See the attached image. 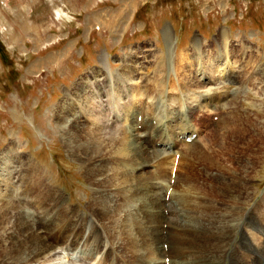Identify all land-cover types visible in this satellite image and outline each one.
Segmentation results:
<instances>
[{
  "label": "rangeland",
  "instance_id": "1",
  "mask_svg": "<svg viewBox=\"0 0 264 264\" xmlns=\"http://www.w3.org/2000/svg\"><path fill=\"white\" fill-rule=\"evenodd\" d=\"M106 71L118 87L113 100L108 98L114 105L111 130L83 110V103L90 101L100 84L111 85ZM194 91L208 94L209 108L197 107L196 96L190 94ZM101 99L104 106L109 103L98 96ZM69 100L80 115L78 122L72 120L67 126L70 135L79 137L75 145L96 139L110 153L96 158L89 152L93 158L84 164L67 154V134L56 122L61 105ZM138 116L142 122L137 123ZM168 117H173L172 124L163 123ZM182 121L194 130L192 145L175 141ZM164 124L169 133L166 140L174 141L175 152L168 160L174 161L176 155L178 159L177 163L169 160L167 170L162 165V180L157 179L158 155L151 152L157 143H165ZM118 128L142 134L143 155L118 154V139L123 137ZM116 131L115 142L106 139ZM14 142L18 160L9 161L6 169L12 165L15 178L21 172L28 175L8 187L16 197L0 204V264H16L23 244L29 245L16 225L21 215L11 211L22 197L28 229L41 231L44 244L55 247L48 264H138V257L128 253L129 240L119 233L127 216L136 225L133 233L140 245L145 243L147 225H153L155 232L162 226L165 237L176 232L166 220L171 210L150 204L156 197L146 196L158 190L154 178L175 185L171 194L185 195V211L207 214L206 220L227 216V206L243 192L240 189L253 190V202H260L264 195V0H0V154ZM144 159L153 166L128 179V171L136 170ZM95 162L104 176L87 170ZM171 170L177 177L170 176ZM203 181L211 183L212 189L207 191L200 184ZM104 197L113 202L112 212L106 215L95 206ZM146 202L156 212L154 223L146 220ZM135 203L139 206L133 209ZM142 206L146 215L140 213ZM238 207L239 212L244 210L241 204Z\"/></svg>",
  "mask_w": 264,
  "mask_h": 264
},
{
  "label": "bare ground",
  "instance_id": "2",
  "mask_svg": "<svg viewBox=\"0 0 264 264\" xmlns=\"http://www.w3.org/2000/svg\"><path fill=\"white\" fill-rule=\"evenodd\" d=\"M106 73H107L106 74L107 75L106 78L108 79V82H111V85H109V87H106L107 85H103L104 82H103V84H100L99 85L100 87H98L97 91H93L91 93L90 101H87L86 103H83V108H84L83 110L86 113H88L91 117H93L95 123H99V122L100 123H104L103 126L108 127V129L111 130V129H113V125H112V120L110 118H111V116L113 114V106L114 105L112 106L111 100L108 99V98L112 99V96H113V94L115 95V91L118 90V87L116 86L112 75H110L107 71H106ZM202 77L204 79L206 78L205 75H203ZM127 83L132 84L131 81H129ZM191 85H193V84H191ZM94 86H95V84H94ZM180 87H181V85H180ZM109 89H110V91L108 92ZM193 89H195V88H193ZM110 92H111V94H110ZM120 92H121V97H123V96L125 97L126 96V94H124L123 90H120ZM190 94H191V96H193V94L196 96V99H197L196 105H197L198 108H202L204 106L209 108V104H211L210 103L211 100L208 98V94H206V92L204 93L203 91L202 92L194 91L192 93L190 92ZM98 96L104 97V100L108 99L109 100V103H108L109 105L106 104V106H104L103 103H102V99L98 100ZM72 100H69L67 102L65 101L61 105V113L58 115V121L56 122L58 124V127H59L58 129H60L61 131L64 130L66 132V134H67V138H65L66 140L64 142L65 145H66L65 146L66 151L68 152L67 154L70 157H72L75 160H77L78 162H80L81 164H84L86 161H88V159L91 161V159L93 158V157L91 158V156L89 155V152L92 153L93 156H95L96 158L100 157L101 155L103 157V154L110 153V151H112V150L109 149L107 145L103 146L96 139H93V140L83 139L82 141H80V144H76L75 145L74 140L75 139H79V137L76 136V135H75L76 137H73V134L70 135L69 131L67 130L68 123H72L73 122L72 120H75V121L78 122L79 119H80L79 118L80 115H78L79 113L76 112L74 110L73 106H72ZM79 103L82 104V101L81 102L79 101ZM107 105H108V108H106ZM74 106H77V105H74ZM203 109H205V108H203ZM106 112H107V114L109 116H106ZM142 121H143V118H142V120H140V122H142ZM163 123L172 124L173 123V117H168L167 118V122L164 121ZM186 123H187L186 121H185V123H184V121H182V123L180 124V128L177 131L178 135H175L176 139H175V137H173V139H175V141L182 142L184 145L186 144L184 142V138L186 137L184 132H187V135H190L194 131L193 128L188 126V125L186 127H184V125ZM70 125L73 126L72 124H70ZM163 127L165 128V129L163 128L165 130V132L163 131L164 132L163 136L165 138L164 139L165 143H163V142H159L157 144L155 143L156 144L155 145L156 149L154 148L155 150H152L151 154H153V155L157 154L158 155V159H157L158 162L156 163V165L160 164L161 167H162V165H165V167H166L172 161L171 160L172 158L169 159L171 161L168 160V157H170L169 154L173 155V153L175 151L172 148V145H173L174 141H170L171 139L170 140L168 139V141L166 140L168 138V134H169V133L167 134V132H166L167 125L164 124ZM95 129H96V127H95ZM108 129H107V131H110ZM119 130L122 131L120 133L121 134L123 133V137H122V139H118V142L120 143V145L122 147V148L119 147L118 154L121 155V154L125 153V154H129V155H136V154L143 155L144 154V150H143V148H142V146L140 145V142H139L142 134L137 133L134 129H131L130 132L127 129H125V128H120ZM118 131H116L114 133H111L108 137H106V139L109 140L110 142L114 141L115 137L118 134ZM96 133H98V132H96ZM103 133H104V131H103ZM147 134L148 133H146V135ZM91 135H93V134H91ZM194 141L195 140L191 141L189 144L192 145V143ZM83 143H85V144H83ZM190 145H189V147H190ZM262 146H263V144H262ZM107 150H109V151L107 152ZM200 152H201V150H200ZM18 155H19V152L17 151V143L16 142H14L13 146L9 147L7 150H5L4 152H2L0 154V163H2V165H3L0 168V170H1L0 171L1 172V174H0V183L2 185V189L0 190V204L3 203V201H5V200H6L5 202H9L10 203V200H11L12 196L16 195V194L15 195H11V194L8 193V190H9L8 187H10V189H11V185H13V181H15L16 179L22 180V177L28 175L27 173L25 175H22L23 172H21L22 171L21 170L19 172L22 173L21 174L22 177L17 175L18 177L15 178L11 174L12 171H13V170H11L12 165L9 166L8 169H6L7 166H8V162L9 161H11L14 164L16 162V160H18ZM258 155H262V153L258 152ZM202 156L203 155L200 154V157H202ZM131 158H132V156H131ZM205 158L208 159V157H205ZM133 159H132V161H133ZM112 160H113V158H112ZM184 160H186V159H184ZM148 162H149V160H148ZM148 162H147V160L144 159L139 164L137 163L138 165L136 166L137 169L135 168L136 170L132 169V171H128V173H127L128 179L131 178L132 177L131 174L135 173L136 171L139 172V173H142V172H145L148 169L149 166H153L154 162L151 161L152 162L151 165ZM172 162H174V161H172ZM97 164H99V163L95 162V165L92 164L93 167H91V168H89L87 170L88 171L92 170V172L94 170H96L98 172H103L102 169L97 167L98 166ZM175 166H176V164H175ZM161 167H159V168L157 167V169L160 170L159 175H157V179L161 178L163 173H164V169H163V167L162 168ZM178 167H179V165H178ZM128 170H129V168H128ZM166 170H167V167H166ZM19 172H17V173H19ZM165 172H168V171H165ZM104 175H105V172H103L102 176H104ZM102 176H98V177H102ZM139 176H141V175H139ZM31 178H32L31 175H29L27 177V179H31ZM124 178H126V176H124ZM149 178H150V176H149ZM149 178H147V180ZM242 178H243V180H242L243 186L246 187L247 183L249 181V179L247 178V172H245V174H242ZM157 179H155V178L153 179V180H155L153 186H154V189H156V190L158 189V190L162 191V194L158 190L155 191V192H152L153 191L152 190L151 192H149L150 194H146V193L145 194H146L147 197L150 196V195L151 196L153 195V196L156 197V198L152 197L151 200H149L151 202L150 204L154 205V203H156V204H158L160 207H162L164 209L167 208V209L171 210V213H169L168 215L165 213L167 215L166 220H167L168 225L171 228L174 226L176 232H174V233L171 232V234L168 237H165L162 234L163 233L162 232V226H161L160 232H159V229H158V232H155V230L152 229L153 225H151V226L147 225V227H146L147 231L145 232L144 236H142L143 237L142 240L145 243H143V245H140V244L136 243V240L137 241L139 240V239H135L136 233H133V230H134L133 228L136 225L133 222H130V220L128 218L129 216H127V218L124 221V224L119 228V233H120L121 237L129 240V245H131V246H129V248H128L130 250V251H128V253L130 252L129 255L131 254V258L133 257V259H134V255L136 257H138L137 258V259H139V263L138 264H264V195L262 197H260V202H253V196H252V194H253L252 191L253 190L251 191L248 187H246L245 189H240L243 192H238V194L235 195L232 198L231 205L229 207L227 206V209H226L227 210V216H224V215H222V216H210L209 220H206V215L207 214H202V213H199V212H197L196 214L195 213L190 214V213L185 211L184 206H183V204L186 202V199L184 198L185 195L183 196L182 194L177 193L178 196H176V195L173 196L174 192L171 194V192L174 191L172 187H174L175 185L168 186L167 183L165 185H163V184H160L157 181ZM163 179H164V177H162V180ZM23 180H25V179H23ZM97 180H99V179H97ZM97 180H95V181H97ZM133 181H134V179H133ZM171 181H172V179H171ZM136 182H139V181L137 180ZM162 182H164V181H162ZM23 183H24V181H23ZM200 184L203 185L205 188H207V191L212 189V186L210 185L211 183H209L208 181H203L202 183L200 182ZM142 185L144 186V184H142ZM184 186H186V185H184ZM127 187H130V185L127 186ZM141 189H142V187H141ZM253 189H255V188H253ZM131 191H128V192L130 193ZM141 195H143V194H141ZM197 196H199V195H197ZM18 199H19L18 205L16 204V207H14V209L11 210V211L12 212L15 211V213L17 212V213H19L21 215V217L17 219V222L16 221L15 222H16V225L18 226V228L21 229L23 237L26 238V240L28 241L29 245H27V244L24 245L23 244L25 249L22 252V255L19 256L20 259H19V261H17L16 264H29L32 261L35 264L47 263V262L51 261L50 258H52L53 254H54L53 252L55 251V247H49L46 244H44V242L42 241L41 236H40L41 235V231H37L36 232V230L32 229V230L35 231V232H33L31 230V228H30L31 231L28 229L29 225H28V223L25 220L24 210L21 207L22 204H23V197L22 198H18ZM99 199H100V197H99ZM128 199H130V198H128ZM133 200H140V199L136 198V199H133ZM96 202L98 203V205L97 204L95 205L96 208H97L96 211L98 213H102V214L106 215L109 212H112L111 208L113 207V205H112L113 202H109L108 199H105V197L102 200H100V201L98 200ZM140 202L141 201H139L138 203H140ZM138 203L134 204L135 208H133V209H136ZM238 204H241V206L244 207L243 211L239 212L240 208L238 207ZM6 205H7L6 207L9 208V204L6 203ZM150 207H151L150 205H148V207H147V202H146L145 208L148 209L146 220H151L154 223V215L153 214H156V212H155V210L153 211V209L150 208ZM116 208H114V209H116ZM143 210H144V206H142V209H140V213L144 212ZM0 211H1V208H0ZM165 211H167V210H165ZM161 212H163V211H161ZM138 213H139V210H138ZM119 215H120V213L118 214V217H119ZM145 215H146V213H145ZM151 215H153V216H151ZM17 216H15V217H17ZM10 219H11V217H10ZM220 220H221V222H220ZM204 221H210V222L205 223ZM215 221H218V222H215ZM143 232H144V230H141L142 234H143ZM117 233H118V231H117ZM117 236H118V234H117ZM166 236H167V234H166ZM137 237H138V235H137ZM9 238H8V240H9ZM69 238L70 237H68V239ZM117 240H118V238H117ZM140 241H141V239H140ZM62 243H63V240H62ZM63 244H65V243H63ZM66 244L69 245V243H66ZM79 244L80 243H78V245ZM114 244H116V243H114ZM78 245L76 246V248L78 247ZM109 245H112V244H107L106 247H108V249H110L111 251H114L115 250L114 247L113 246L109 247ZM61 248L62 247H58L57 250H60ZM68 249L70 250V248H68ZM87 256L88 255H85L84 259H86ZM165 260H166V262H165ZM106 264H110V263L107 261ZM120 264H125V263L123 261V263L121 262Z\"/></svg>",
  "mask_w": 264,
  "mask_h": 264
}]
</instances>
